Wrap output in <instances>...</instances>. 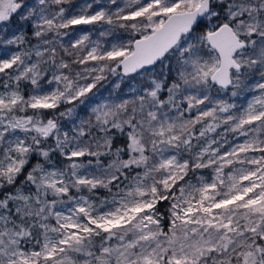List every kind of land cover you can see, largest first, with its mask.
Returning a JSON list of instances; mask_svg holds the SVG:
<instances>
[{
  "label": "snow or ice",
  "instance_id": "obj_1",
  "mask_svg": "<svg viewBox=\"0 0 264 264\" xmlns=\"http://www.w3.org/2000/svg\"><path fill=\"white\" fill-rule=\"evenodd\" d=\"M0 264H264V0H0Z\"/></svg>",
  "mask_w": 264,
  "mask_h": 264
}]
</instances>
